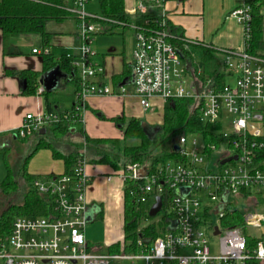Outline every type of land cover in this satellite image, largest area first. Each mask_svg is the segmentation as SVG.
<instances>
[{"label":"built area","instance_id":"1","mask_svg":"<svg viewBox=\"0 0 264 264\" xmlns=\"http://www.w3.org/2000/svg\"><path fill=\"white\" fill-rule=\"evenodd\" d=\"M62 2L77 21L79 54L68 51L73 58L69 79L77 82L79 103L75 105L82 118L90 96L135 95L144 109L152 108V99L157 96L166 103L189 98L200 109L204 122L219 126V142L207 143L203 134L183 135L176 144L180 160H169L155 170L143 162L128 163L118 170L124 188L128 181L137 183L131 195L148 210L158 197L162 200V195L167 194L166 229L151 247L126 251L121 241L118 251L111 246L101 251L89 244L86 228L93 217L86 191L91 177L86 172L87 161L79 158L71 175L39 177L32 182V188L54 206L53 213L17 217L8 237L0 240V264L264 262V55L250 52L252 0H244L232 11L231 16L244 29V44L241 51L219 50L228 70L223 85L210 78L198 83L190 75L194 65L201 72L199 61L190 52V42L183 39V47L175 43L176 36L169 30L164 10L166 1L140 0L134 15L147 14L151 11L148 5H152L158 19L155 23L145 18L140 25L127 24L135 37L133 92L123 83L124 78L118 82L106 80L104 64L96 59L95 37L110 32L109 25L103 24L110 20L87 10L91 0ZM32 51L45 56L51 48ZM228 78H233V84L228 83ZM44 91L40 84L38 92ZM59 119L54 113H27L15 137L24 139L40 133ZM196 135L201 136V141ZM216 152L220 156L214 159ZM228 158L232 159L221 163ZM211 162L216 164L215 172ZM239 203L245 208H238ZM237 211L243 214L241 225H221V220ZM247 228L258 234L247 233ZM210 236L218 239L217 252L212 250ZM141 243L139 239L137 244Z\"/></svg>","mask_w":264,"mask_h":264},{"label":"trees","instance_id":"2","mask_svg":"<svg viewBox=\"0 0 264 264\" xmlns=\"http://www.w3.org/2000/svg\"><path fill=\"white\" fill-rule=\"evenodd\" d=\"M168 1V0H165ZM100 15L110 21L103 22L109 25L111 33L127 29V24H142L145 18L152 23L158 19L157 10H151L147 14L131 17L126 13L124 0H98ZM62 0H0V29L4 37H20L23 35L37 34L44 38L50 36L46 30V23L54 21L64 23L70 18L76 19L75 15L62 7ZM134 18V19H133ZM169 24V30L176 36L175 43L183 47V33ZM123 32V31H122ZM185 40V39H184ZM250 52L255 55H264V0H252L251 38L249 41ZM201 51L198 66L194 65L190 75L199 82L205 79H213L218 85H223L227 75V68L222 63V54L209 46H198ZM43 74L32 70L20 72V76L26 81L24 94L33 96L37 93L42 76L52 69L59 68L65 83L53 90H45L42 93L44 101V113L57 114L60 119L51 122L46 128L33 135L21 139L31 142V150L25 162L16 171L9 163L11 147L3 146L0 152L3 154L7 175L0 182V198H11L10 203L0 212V240H4L11 232L14 220L20 216L37 217L50 216L54 206L48 203L45 196L32 188L31 184L40 176L28 172L30 160L40 150H50L54 159L64 162L63 174L71 175L79 158L85 159L87 164L109 165L118 171L128 163H150L151 168L165 164L169 160H180L178 152L174 149L179 138L187 134H203L207 143L216 142V132L219 126L206 123L202 120L201 111L195 105L193 99H173L164 110L163 124L154 135H149L143 121L131 118L127 124L125 118H112L124 132L123 138H91L85 131L82 114L77 110L78 87L74 79H69L72 74V56L68 52L59 57L51 50L49 55L43 56ZM130 72L126 69L124 74ZM123 76V75H122ZM119 76L120 79L123 77ZM70 104L63 108L64 104ZM100 118H105L99 115ZM19 140V138H17ZM264 156V151L262 152ZM57 177V176H49ZM19 179H22L20 185ZM137 183L128 181L125 184V210H124V238L122 242L126 251L139 252L151 247L156 238L165 232L168 217L164 214L167 208V194L162 195L163 208L157 216L150 215L145 204H137L131 195V189ZM13 199V200H12ZM148 221L147 225H142ZM243 222V214L237 211L221 220L225 227L239 226ZM140 229V231H139ZM141 239V245L138 240ZM120 243L111 245V249L118 251ZM167 264H176L168 262ZM247 264H261L260 261L250 260Z\"/></svg>","mask_w":264,"mask_h":264},{"label":"crops","instance_id":"3","mask_svg":"<svg viewBox=\"0 0 264 264\" xmlns=\"http://www.w3.org/2000/svg\"><path fill=\"white\" fill-rule=\"evenodd\" d=\"M139 1L124 0L125 10L129 16H135ZM243 2L244 0H168L164 4V10L170 25L183 33L184 39L190 42L191 48L196 50L193 55L196 57L197 53L201 59V51L197 49L200 45L209 46L218 51L242 50L244 29L231 14ZM147 8L152 10L153 6L148 5ZM127 29L132 31L129 56L125 50L110 51L105 54L95 52L96 59L104 64L106 80L113 79L114 82H118L119 76L123 75V83L130 92H133L132 52L135 37L134 31ZM127 29L122 31L125 32ZM46 30L50 34L48 38L37 34L4 37L0 29V148L8 146L9 141H16L14 134L22 126L27 113L36 114L45 111L43 96L38 92L39 87L35 95H25L26 81L20 76V72L24 70L43 74L44 58L41 54L33 53L32 50L48 46L59 57L65 52L72 51L79 42L76 19L73 34L68 33L66 27L48 30L46 26ZM105 34L117 35L111 32ZM128 68L130 72L124 74ZM152 102V108L144 109L135 95L90 96L83 111L85 131L91 138L122 139L123 130L112 121V118L116 117L125 118L126 124L131 118H138L145 119L146 123L152 127L155 124L161 126L168 103L158 96L154 97ZM69 105L66 103L62 107L66 108ZM99 115L105 118H100ZM47 151H49L47 155L44 154L46 158L41 157L44 159V168L37 171H31L28 168L30 174L40 177L63 174L65 171L63 160L54 159L52 152ZM86 172L91 177L86 191L87 200L90 203V216L93 217L89 225L93 224L92 230L94 227L101 228L100 236L92 237L96 243L87 240L91 246L105 251L124 238V182L118 171L109 165L88 163Z\"/></svg>","mask_w":264,"mask_h":264},{"label":"rangeland","instance_id":"4","mask_svg":"<svg viewBox=\"0 0 264 264\" xmlns=\"http://www.w3.org/2000/svg\"><path fill=\"white\" fill-rule=\"evenodd\" d=\"M87 10L89 12H92L94 14H98L100 15L101 11H100V5L98 0H91V2L87 5ZM47 29L48 30H55L56 28H63L66 27L67 32L73 34L75 31V19L74 18H70L67 21H65L62 24L56 23L54 21H48L46 23ZM117 35H112V34H100L97 35L95 37V43L93 45V49L100 53V54H105L108 53L110 51H116V52H123L125 50V52L128 54H130V48H131V34L132 31L131 30H126L125 32H122V30H118V33H114ZM79 41V40H78ZM79 43L76 44L74 46V48L72 49V52L74 55H78L79 54V50H78V46ZM190 52L194 53L196 52L195 48H190ZM43 56V55H42ZM200 59L199 55H197L196 53V60ZM228 83L233 84V78H228ZM65 83L64 78H61L59 80V85H63ZM169 105V103H168ZM167 105V106H168ZM161 117V116H160ZM144 124H147L145 119H142ZM154 128H160V124H155L153 126ZM16 134V133H15ZM14 134V135H15ZM196 138L201 141V136L200 135H196ZM8 146L11 147L10 150V156H9V163L11 165V167L14 170H18L22 164L25 162V159L27 157V155L29 154L30 150H31V142L30 141H23L21 139L16 141H9ZM45 150V149H44ZM40 150L30 161L28 168L31 171H37V169H43L44 168V159L41 157H45L44 154H46L47 150ZM47 155V154H46ZM216 156H220L219 152H216L214 155V159H216ZM46 158V157H45ZM213 159V160H214ZM210 167L211 170H213L214 172L216 171V164L215 162H211L210 163ZM55 172V171H54ZM7 175V169H6V165H5V161L3 159V154L0 153V182H2ZM42 178H46L45 176ZM20 185L23 183L22 179H19ZM13 200V199H12ZM11 201V198H0V212L1 210L7 206ZM264 201L262 200V203ZM151 206V204H149ZM238 208L240 209H244L245 205L242 203L237 204ZM149 207V206H148ZM247 208V207H246ZM161 216V215H160ZM160 216H156V219H159ZM148 221H143L142 225H147ZM93 224L88 225L86 228V237L87 239L92 242V243H96L95 239L92 237H95L94 235H99L101 234V228L98 227H94L93 230L91 229ZM122 232V230H121ZM247 233H251L253 235L258 234V232L254 229L251 228H247ZM122 236H120L121 238ZM218 239L214 238L212 236H210V245L212 246V250L213 252H217L218 251Z\"/></svg>","mask_w":264,"mask_h":264},{"label":"water","instance_id":"5","mask_svg":"<svg viewBox=\"0 0 264 264\" xmlns=\"http://www.w3.org/2000/svg\"><path fill=\"white\" fill-rule=\"evenodd\" d=\"M61 78H64V75H63L62 71L57 67L55 69H52L48 73L44 74L40 80V84H42L45 87V90L50 91V90H53L59 86V80ZM143 127L149 135H154L159 130V128H154V127H152L148 124H144V123H143ZM174 149L177 150L178 147L175 146ZM236 158L237 157H235V159ZM231 159L232 158L225 159L221 163L224 164V163L230 161ZM161 208H162V200L160 197H158L156 204H154L150 210V215L153 217L157 216L158 213L160 212ZM218 233H219V231H218V229H216L215 234H218Z\"/></svg>","mask_w":264,"mask_h":264}]
</instances>
